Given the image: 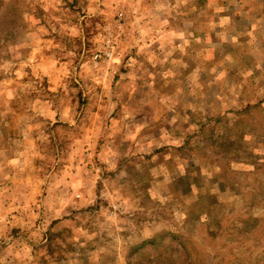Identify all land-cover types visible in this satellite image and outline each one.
Here are the masks:
<instances>
[{
	"label": "rangeland",
	"instance_id": "obj_1",
	"mask_svg": "<svg viewBox=\"0 0 264 264\" xmlns=\"http://www.w3.org/2000/svg\"><path fill=\"white\" fill-rule=\"evenodd\" d=\"M0 264H264V0H0Z\"/></svg>",
	"mask_w": 264,
	"mask_h": 264
},
{
	"label": "crops",
	"instance_id": "obj_2",
	"mask_svg": "<svg viewBox=\"0 0 264 264\" xmlns=\"http://www.w3.org/2000/svg\"><path fill=\"white\" fill-rule=\"evenodd\" d=\"M138 56H139V60H141V59L144 60V62H143V64H144V63H146V61L148 59V51H140Z\"/></svg>",
	"mask_w": 264,
	"mask_h": 264
},
{
	"label": "built area",
	"instance_id": "obj_3",
	"mask_svg": "<svg viewBox=\"0 0 264 264\" xmlns=\"http://www.w3.org/2000/svg\"><path fill=\"white\" fill-rule=\"evenodd\" d=\"M94 60H100V55H98V54H96L95 56H94Z\"/></svg>",
	"mask_w": 264,
	"mask_h": 264
}]
</instances>
